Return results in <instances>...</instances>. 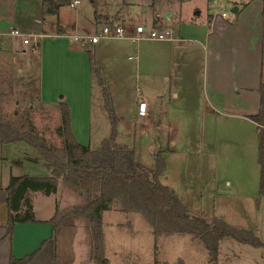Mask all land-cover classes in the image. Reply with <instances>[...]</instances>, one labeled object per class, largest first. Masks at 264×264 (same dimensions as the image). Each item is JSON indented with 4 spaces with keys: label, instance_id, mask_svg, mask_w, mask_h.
Instances as JSON below:
<instances>
[{
    "label": "crops",
    "instance_id": "crops-1",
    "mask_svg": "<svg viewBox=\"0 0 264 264\" xmlns=\"http://www.w3.org/2000/svg\"><path fill=\"white\" fill-rule=\"evenodd\" d=\"M75 1L71 0V3ZM190 1L122 0V5L135 2L144 7L148 4L152 9L151 24L171 25L176 31V39L170 41L145 38L133 41L138 44L135 48L136 55L134 58L131 56L129 58L136 60L137 83L141 82L143 76L152 78V75L144 74L143 71L147 70L152 73L153 68L160 71L156 77L161 78L159 82H152L155 86L153 91L148 90L146 84L142 89L141 86L137 87L138 100L135 102L134 113L141 118L150 117L152 97L144 94L149 91L153 99L169 97V102L195 98V87L188 74L192 72L193 78L195 72L199 74V71H202L204 83L201 84L196 98L199 104L204 105L200 108V113L204 115L205 122L208 121L209 131H250L252 136H257L254 141L257 140L258 147L259 124L247 115L257 114L260 110L259 87L264 78V0H200L201 5L196 6ZM93 2L95 3V0ZM231 5L238 6L237 13L231 10L232 17L222 9V7L226 8ZM63 6L60 7L58 14H48L59 19L57 28L49 29L45 24L48 15L42 16V0H0V52L14 54V38L19 36L6 33L7 30L19 28L23 33H33L32 53L36 56V60L32 61L34 63H31L30 67L20 68L12 57L16 70L19 74H25L23 76L28 81L32 80V76H36L34 79L38 82L36 95L38 102L51 105L58 110H60V102H66L71 109L72 130L77 140L84 145H89L92 149H97L110 134L100 140L97 148H93L91 135L92 131L96 130V120L94 121L95 73L88 51L92 52L95 66L103 75V72L105 73L104 56L107 55L111 62H116L121 54V48L125 46L123 42L131 39L128 37L105 38L97 43L75 40L74 35L80 34H69L61 22ZM188 6L193 7L194 13L184 12ZM203 6L208 10L204 16L201 12ZM95 7L98 9L100 19L95 17L94 12L95 23L90 21L89 25L93 29H98L97 23L99 22L103 24L108 21L118 22L125 25L129 34H134L135 24H126L125 14L121 9L110 13L105 8L100 10L97 6ZM198 7L201 10L196 11ZM210 8H212L211 13H209ZM147 9V7L144 8V11ZM116 15H118L117 18ZM86 24L78 26L75 23L74 29L81 28L83 33H87L90 28ZM29 44L31 42L26 45ZM250 53L254 56L251 74L249 71ZM32 68L35 69V75L30 74ZM64 70L68 72L66 78L70 80L62 85L55 80L60 71ZM82 82L86 88L84 91ZM111 93L114 98L113 92ZM100 95L101 102H104L103 90L102 94L100 91ZM143 100L148 103L147 116L139 114V104ZM98 111L99 108L96 112ZM83 131H90L89 139ZM3 146L0 147L3 148ZM212 147L216 153L215 146ZM9 159L8 156L0 155V264H10L12 255L23 257L31 254L39 249L42 243L43 247L39 254L29 264H80L82 258L78 254L84 239L83 232L87 228L85 221L71 219L54 233L55 224L52 218L57 211L79 202L78 196L64 189L62 181L59 182L57 190L51 194H45L40 190H29L26 193V198L31 200L35 220L17 222L13 235H9L7 187L11 178L24 174L50 175V170L45 167L40 157L27 156L25 161L21 158L14 160L16 166H23L25 162L30 164L36 162L38 172L24 174H16L13 168L8 169ZM258 194L259 192L257 196ZM258 209L263 216L259 226L264 227V198ZM24 210L25 205L22 204L21 212ZM257 231L259 232L260 229L257 228ZM88 260L87 264H95L90 255Z\"/></svg>",
    "mask_w": 264,
    "mask_h": 264
},
{
    "label": "rangeland",
    "instance_id": "rangeland-1",
    "mask_svg": "<svg viewBox=\"0 0 264 264\" xmlns=\"http://www.w3.org/2000/svg\"><path fill=\"white\" fill-rule=\"evenodd\" d=\"M93 1L79 0V4H66L62 7L61 22L69 34L86 35L99 32L102 22L97 23V30L89 26L90 21L95 23V6L100 10L105 8L110 13L121 9L127 25H151L152 9L148 4L141 7L135 2L122 5V0H95V3ZM190 3L194 6L201 5L200 0H191ZM146 7L148 9L144 11ZM232 8V5L222 7L230 17ZM201 9L198 7L196 11L201 10L203 16L208 13L205 6ZM211 11L212 8L209 13ZM184 12L194 13V9L188 6ZM46 18L48 20L45 24L49 29L57 28L59 19L56 16L48 15ZM75 23L78 26L87 23L89 32L83 33L81 28L74 29ZM23 39L22 36L14 38L13 55L0 52V105L3 113L9 118L16 110L30 109L31 121L38 134L49 144L61 147L63 139L58 131L61 124L60 110L38 102V82L34 79L36 76H32V80L28 81L23 76L25 74H19L14 66L12 57L20 68L30 67L36 60L32 53L33 38H30L32 41L29 45L24 44ZM123 43L125 46L121 48L116 62H111L107 55L104 56L105 73L101 75L104 85L113 92L115 98L114 100L112 97L117 114V142L133 148L136 152L137 168L150 173H153L156 167V153L161 152L167 169L160 180L180 196L192 215H205L209 219L224 218L236 226L255 230L264 242V227L259 226L263 216L258 209L260 204L257 205L255 200L258 197L261 177L257 140L254 141L257 136H252L250 131H209V123L205 122L204 115L200 113V108L204 105L199 104L196 98L201 84L204 83L202 71H199V74L195 72L193 78L192 72L188 74L195 87V98L169 102V97L153 99L151 91L145 92L146 96L152 97V110L148 119L138 117L134 113L135 102L138 100L136 89L139 86L142 89L144 84L148 90L155 89L152 82L160 81L161 78L156 77L160 71L154 68L152 73L142 70L144 74L153 77L143 76L141 82L137 83L136 60L129 57H135L138 44L133 40ZM253 57L250 53V74ZM66 73L68 74L65 70L60 71L55 81L62 85L67 83L70 79L66 78ZM30 74L35 75L34 68L30 69ZM82 83L84 91L86 88L84 82ZM100 86L102 87L100 77L95 74L96 130L92 131L91 135L93 148H97L100 140L112 131L108 112L104 102H101L100 91L102 94L103 87L101 89ZM98 108L99 111L96 112ZM83 132L89 139L90 131ZM212 146H215L216 153ZM0 155L10 158L8 169L13 168L16 174L37 173L39 168L36 162H25L23 166H16L14 160L21 158L25 161L27 156L42 159L35 148L24 142L5 144L3 148L0 147ZM103 225L109 264H210L206 251L190 235H155L139 213L124 212L116 206L103 212ZM257 228L260 229L259 232ZM83 238L78 255L82 258L80 264H87L91 249L88 227L83 232ZM217 264H264V246L255 247L230 238L221 239Z\"/></svg>",
    "mask_w": 264,
    "mask_h": 264
},
{
    "label": "trees",
    "instance_id": "trees-1",
    "mask_svg": "<svg viewBox=\"0 0 264 264\" xmlns=\"http://www.w3.org/2000/svg\"><path fill=\"white\" fill-rule=\"evenodd\" d=\"M66 4H71V0H42V16L56 15L60 7ZM95 17L100 19L97 8ZM88 54L94 73L100 77L104 106L112 124L110 136L97 149L77 140L72 130L71 109L64 101L59 104L61 124L58 131L63 139L61 147L49 144L38 134L31 121L30 109L16 110L9 118L0 105V146L24 142L40 153L45 167L50 170L49 176L24 174L11 178L7 187L9 235H13L17 222L35 220L33 206L31 200L26 198V193L29 190H40L51 194L62 181L64 189L78 196L79 202L57 211L52 218L55 224L54 233L71 219L84 220L91 234L90 258L95 264L109 263L105 253L103 212L116 206L124 212L141 214L155 235H190L206 251L210 264L218 263L221 239L230 238L255 247L264 246V242L252 230L231 224L224 218L209 219L205 215H192L180 196L160 180L167 169L161 152L156 153L153 173L137 168L135 150L128 145L119 144L116 140L117 114L111 92L104 85L92 52L88 51ZM259 90L260 110L257 114L247 115L259 124L261 177L257 205L264 198L263 78ZM22 204L25 205L24 212H21ZM42 247L43 243L39 249L23 257L12 255L10 264H29Z\"/></svg>",
    "mask_w": 264,
    "mask_h": 264
},
{
    "label": "built area",
    "instance_id": "built-area-1",
    "mask_svg": "<svg viewBox=\"0 0 264 264\" xmlns=\"http://www.w3.org/2000/svg\"><path fill=\"white\" fill-rule=\"evenodd\" d=\"M79 0L71 3L74 6L78 3ZM6 33L13 36H24V43H30L31 37L34 38L33 33H23L19 28H12L7 30ZM130 38L133 41H137L139 39H153L159 41H170L176 39V31L172 26H165L161 24L147 26L145 23L136 24L134 27V34H129L126 31L125 25L118 22H109L104 23L99 30V32L95 34H86V35H74L75 40H89L92 43H97L101 39L105 38ZM138 89V93H139ZM148 103L147 101H141L139 104V114L141 116L148 115Z\"/></svg>",
    "mask_w": 264,
    "mask_h": 264
},
{
    "label": "water",
    "instance_id": "water-1",
    "mask_svg": "<svg viewBox=\"0 0 264 264\" xmlns=\"http://www.w3.org/2000/svg\"><path fill=\"white\" fill-rule=\"evenodd\" d=\"M232 12L233 13H237L238 12V6H234L233 9H232Z\"/></svg>",
    "mask_w": 264,
    "mask_h": 264
}]
</instances>
